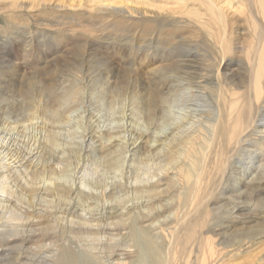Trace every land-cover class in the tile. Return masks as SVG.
<instances>
[{
  "label": "bare ground",
  "instance_id": "obj_1",
  "mask_svg": "<svg viewBox=\"0 0 264 264\" xmlns=\"http://www.w3.org/2000/svg\"><path fill=\"white\" fill-rule=\"evenodd\" d=\"M0 13V264H264V0Z\"/></svg>",
  "mask_w": 264,
  "mask_h": 264
},
{
  "label": "rangeland",
  "instance_id": "obj_2",
  "mask_svg": "<svg viewBox=\"0 0 264 264\" xmlns=\"http://www.w3.org/2000/svg\"><path fill=\"white\" fill-rule=\"evenodd\" d=\"M2 13H0V43H3V42H11V43H13L12 42V40H13V38L15 39L16 37H22V39H25V37L26 36H32V37H30V39L29 40H32L30 43H24L25 45H23V44H19L17 41H14V43H13V49H14V47L15 48H17V50H15V51H20V50H22V49H24V50H27V49H29V50H27V51H24L25 52V55L26 54H28V52L31 50V49H33L34 50V48L35 47H37V44H40V43H42V34L43 35H47L46 33V31H48V32H52V34H53V31H52V29H48V30H45V33H44V31L41 33V29H40V27L37 25V24H35L36 22L35 21H33V20H30V18L28 17V16H26L25 14H20L19 16L20 17H14L13 18V16H8V15H6V14H2ZM72 15H74L73 13H72ZM32 21V22H31ZM122 25V24H121ZM31 26V27H30ZM34 26V27H33ZM24 28V29H23ZM21 29V30H20ZM31 29V30H30ZM33 29V30H32ZM49 30H51V31H49ZM113 29H111V33H115V30H113ZM118 30V29H117ZM119 31V30H118ZM139 31H141V30H139ZM111 33H109V35H111V39L112 38H114V34H111ZM26 34V35H25ZM32 34V35H31ZM3 36V37H2ZM39 36V37H38ZM13 37V38H12ZM136 37H138V35H136ZM41 38V39H40ZM4 39V40H3ZM1 40H3V41H1ZM26 45H28V46H26ZM25 47H26V49H25ZM22 48V49H21ZM14 53V52H13ZM12 53V54H13ZM24 54V53H23ZM35 55H37L38 53H34ZM33 60V58L32 57H29L28 58V60H30V62H32V60ZM17 63V62H16ZM19 64L21 63H23V61H19L18 62ZM39 67H41V66H37V69H35L34 71H41L42 69H43V67H41V68H39ZM36 68V67H35ZM39 69V70H38ZM24 70H26V72H28V71H31L32 70V68L30 69V67L28 68H24ZM28 70V71H27ZM25 137H18V139L21 141V143H22V145L23 146H25L26 144H28V143H30L31 142V140L28 142V136H30V133H27L26 135H24ZM17 138V137H16ZM22 139V140H21ZM22 141H24V143L22 142ZM26 143V144H25ZM22 146V147H23ZM25 153H26V151H25ZM93 169H91L90 168V171L88 172V179H93V180H97V179H100V175H101V173H100V171H96V170H93ZM91 172H94V173H92V175H91ZM98 172V173H97ZM96 174V175H95ZM99 175V176H98ZM91 176H92V178H91ZM95 177V178H94ZM76 210H79V208H76ZM59 211H62V210H59ZM58 211V212H59ZM92 215H89L87 218H89V217H91ZM261 223V229H263L264 228V223L263 222H260ZM106 262L107 263H109V259L107 258L106 259Z\"/></svg>",
  "mask_w": 264,
  "mask_h": 264
}]
</instances>
